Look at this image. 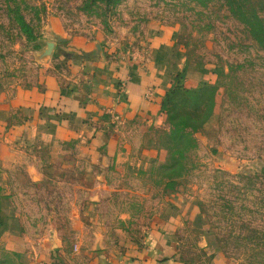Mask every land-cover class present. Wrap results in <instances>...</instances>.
I'll return each instance as SVG.
<instances>
[{
	"label": "rangeland",
	"instance_id": "1",
	"mask_svg": "<svg viewBox=\"0 0 264 264\" xmlns=\"http://www.w3.org/2000/svg\"><path fill=\"white\" fill-rule=\"evenodd\" d=\"M15 5L34 28L32 43L9 17ZM250 14L264 25V0H0V110L11 119L18 117L10 108L18 89L40 94L48 74L70 82L85 58L67 50L71 39L86 41L95 62L113 49L147 55L159 31L180 48L191 75L212 71L189 87L185 68L177 70L184 87L203 90L161 108L157 126L122 123L114 160L96 150L95 162L68 140L64 151L32 150L37 181L23 163L9 169L1 185L0 264H23L11 234L30 243L53 235L66 250L114 249L140 239L177 203L199 207L214 248L234 264H264V42L242 21ZM176 124L188 139L171 138ZM187 225L194 229L181 232L180 254L189 264H207L198 221Z\"/></svg>",
	"mask_w": 264,
	"mask_h": 264
},
{
	"label": "crops",
	"instance_id": "2",
	"mask_svg": "<svg viewBox=\"0 0 264 264\" xmlns=\"http://www.w3.org/2000/svg\"><path fill=\"white\" fill-rule=\"evenodd\" d=\"M163 37V32H154L151 52L142 57L113 49L108 60L99 58L95 62L86 41L71 39L67 50L85 54L88 60L77 63L76 70L68 74L70 82L57 81L48 74L40 80V94L16 91L10 102V108L18 112L16 119L10 118L8 109L0 110V185H7L8 170L21 163L30 179L39 180L37 155L32 151L35 147L64 151L63 143L73 140L75 148L91 154L95 162H99L96 150H101L105 159L114 160L120 155L117 149L125 122L161 124V101L177 70L186 65L180 48ZM185 70V85L189 87L212 74L209 70L191 75L189 65ZM170 213L146 226L140 239L114 249L75 244L66 250L53 235L31 243L21 233L9 238L13 249L21 253L23 264H189L180 254L179 245L184 243L180 234L184 228L194 229L187 223L197 220L200 230L196 241L205 251L207 264H234L214 248L207 225L200 221L198 206L177 203Z\"/></svg>",
	"mask_w": 264,
	"mask_h": 264
},
{
	"label": "trees",
	"instance_id": "3",
	"mask_svg": "<svg viewBox=\"0 0 264 264\" xmlns=\"http://www.w3.org/2000/svg\"><path fill=\"white\" fill-rule=\"evenodd\" d=\"M98 1V0H97ZM100 1H105L107 6L109 4H111L112 2H114L115 0H100ZM10 19L13 21L14 25L17 28V32L19 35H22L26 41H29L30 43H32L33 41H35L36 39V33L34 31L33 26L31 25V23H29L26 18L25 15L23 14V12L20 10L19 5H15V6H10ZM244 22V24L249 28L250 33L252 34V36L259 42V43H263L264 42V25L262 23V19L260 17H258L255 14H250L249 16H246L243 18L242 20ZM181 77L178 74V72L175 73L174 76V83H176L174 86H172L171 88H169L162 101H161V108L164 111H169L168 103H172L174 101V105L176 106L177 103L179 101H183L186 100V95L191 92H197L203 90V87H201L198 90H190L186 87H184L181 84ZM208 90V88L206 87V91ZM205 92V91H204ZM173 123V122H172ZM183 126L180 124H176L174 126V128H172L171 130V138L172 139H176V140H183L184 138L190 137L189 135L186 136V134L183 131ZM1 185H0V199H1ZM0 211H1V207H0Z\"/></svg>",
	"mask_w": 264,
	"mask_h": 264
}]
</instances>
